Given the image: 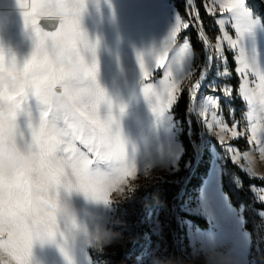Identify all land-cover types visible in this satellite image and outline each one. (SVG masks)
Masks as SVG:
<instances>
[{"label": "snow or ice", "instance_id": "1", "mask_svg": "<svg viewBox=\"0 0 264 264\" xmlns=\"http://www.w3.org/2000/svg\"><path fill=\"white\" fill-rule=\"evenodd\" d=\"M17 3L24 10L25 26L34 33V50L30 58L20 65L15 56L9 57L0 49V71L7 69L20 72L26 79V86L19 89L0 80V125L5 120L3 102L7 100L12 106L9 114L14 111L18 117H25L23 126L19 123L25 140L38 136L40 122L50 115L47 92L54 88L67 90L64 77L55 68L54 57L71 55L81 67L83 79L73 86L74 111L61 122L63 132L53 141L54 150L37 157V173L44 195L38 197L35 194L36 185L28 173L0 176V264H30L34 240L55 241L57 235H64L60 225L62 218L58 214L62 189L83 193L86 198L107 206L111 204L112 189L124 183L127 176H135L137 171L136 163L128 158L126 144L118 127L114 130L117 121L111 112L112 103L97 81L98 63L95 59L91 64L85 60L84 52H91L95 57L98 45V42H90L80 27L87 0H31V3L17 0ZM217 6L221 14H227V18L215 21L222 36L212 45L200 22L199 12L195 9V0H186V10L194 22L192 26L198 29V40L204 45L206 53L203 70L187 88L191 105L187 113L196 111L198 118L217 137L218 143L224 147L237 168L250 179H264L244 167L250 152L264 159V37L260 35V30L264 29V18L254 12L247 0H205L209 15L215 14ZM42 17H59V27L51 32L42 30L38 24ZM227 25L234 30V37L226 30ZM189 27L190 22L183 21L178 14L174 28L163 41V47L155 54L154 65L149 68L143 58L138 57L144 81L156 69H164V78L158 85H143L145 98L154 99L153 111L158 117L170 112L179 98L173 92H178L181 83L191 81L195 74L196 54L189 38H185L178 50L173 49L177 34ZM225 42L227 49L234 53L233 60L237 65L235 71L241 79L237 95L247 108V127L244 131H237L236 122L229 127L219 117L220 97L201 95L198 101L202 82L214 61L227 64ZM171 51L174 54L165 65L164 61ZM229 75L227 67L217 72V76ZM209 87L212 92L220 91L226 101L231 102L234 90L231 86L220 87L213 83ZM31 97L35 98V109L29 102ZM105 103L109 105V113L101 118L99 109ZM210 109L212 122L206 118ZM232 111L230 108V113ZM214 126L219 130L213 132ZM227 133L232 139L246 136L249 147L239 150L227 144ZM77 142L86 151L77 147ZM250 187L258 200L264 202V194H260L264 188L258 189L255 185ZM42 202L50 205L52 211L41 214Z\"/></svg>", "mask_w": 264, "mask_h": 264}, {"label": "rangeland", "instance_id": "2", "mask_svg": "<svg viewBox=\"0 0 264 264\" xmlns=\"http://www.w3.org/2000/svg\"><path fill=\"white\" fill-rule=\"evenodd\" d=\"M27 2L31 3V0H27ZM86 7V15L83 19L88 23H86L90 33L88 39L92 43L98 42V45L95 57L91 52H84L85 60L91 64L95 59L98 66L104 67L108 80L105 92L112 103V115L117 121L113 127L114 130L118 127L125 141L129 160L137 159L144 148H182L179 141L182 129L172 114L175 104L169 113L158 117L153 111L154 99L145 98L143 94L144 83L158 85L159 81L164 78V69H156L144 81L138 60V57H142L149 68L154 65L155 54L163 47V41L176 23L178 13L172 2L170 0H87ZM23 11L18 6L17 0H0V49H3L9 57L15 56L20 65L30 58L34 50V33L30 27L25 26ZM214 15H217L216 20L227 18L226 13L219 12L218 6ZM42 18L59 19V17ZM188 29H181L177 38ZM226 30L230 35L235 36L230 25L226 26ZM260 35L264 37V29L260 30ZM183 41L174 51L182 46ZM225 50L234 56V53L227 49L226 42ZM174 51L168 53V57L164 61L165 65ZM235 66L237 67L236 64ZM223 67L228 68V65L223 66L219 61H214L206 79L202 82L198 98L208 94L223 96L220 91L212 92L209 87L213 83L220 87L227 85L224 76H217V72L222 71ZM235 74L237 75L236 71ZM239 81L241 83L240 78ZM184 84L185 81L181 83L179 91L173 92V95L178 96ZM29 102L35 109V98L31 97ZM220 102L222 114L227 116L224 119L227 122L237 119L242 126V111H238L239 114L235 119V109L231 107V102L229 103L225 98L224 102L229 105L223 103L221 98ZM121 108H123L122 112ZM230 108L233 110L231 113ZM99 112L101 118H105L109 113V105L102 104ZM18 120L23 126L25 117L21 115ZM200 126L201 136L208 151L210 152L211 148L222 151L216 140L208 134L207 126L202 122ZM237 131L239 130L237 129ZM240 131H244V128H241ZM239 139L246 141L245 137L235 140ZM230 142L229 145H232ZM77 147L86 151L79 142H77ZM178 164L153 170L150 176H127L122 185L127 198L107 206L86 198L83 193L68 192L62 189L59 196L60 202L69 205L73 210L77 228L69 232L64 221L61 220L63 236L57 235L55 241L34 240L30 264H111L110 256H113L131 240L128 226L121 219V206L127 204L133 196L136 183L176 172L179 169ZM210 176L207 180L208 184L212 185L214 179L212 172ZM235 184L241 187L239 180H235ZM129 189L133 191H129ZM251 189L249 187L250 192ZM251 194L254 196L252 192ZM110 198H112L111 195ZM254 199L260 202L255 196ZM228 200L224 192L217 193L214 190L211 193L209 186L204 185V187H200L198 196L192 204L188 200L180 207L184 212L202 217L211 227L210 230H201L188 220L178 217L180 229L186 232L188 238L186 244L181 243L180 252L191 264H205L209 248H215L217 251L233 257L240 264H250L248 263L250 235L243 227V207L235 209ZM259 214L264 220V212ZM169 216L167 211L160 209L149 211L146 219V225L150 231L149 240L145 249L133 259L134 264H151L154 257L168 258L166 229L169 225ZM92 219L98 225H105L113 231L120 232L121 239L103 250L89 246L85 239V229H90ZM214 243L215 246H213Z\"/></svg>", "mask_w": 264, "mask_h": 264}, {"label": "trees", "instance_id": "3", "mask_svg": "<svg viewBox=\"0 0 264 264\" xmlns=\"http://www.w3.org/2000/svg\"><path fill=\"white\" fill-rule=\"evenodd\" d=\"M176 12L185 22H190L187 31L182 32L176 44H180L184 38H189L194 48V75L191 81H186L178 94L172 114L174 120L182 129L179 141L183 150L178 164V171L162 176H155L144 182L136 183L135 192L127 204L121 206V219L127 224L131 240L120 248L113 256H110L111 264H134L136 258L145 249L150 231L146 225L149 211L163 210L169 213V225L166 229V241L168 244V258L177 259L182 264H191L180 252L181 243H187L186 232L180 229L178 217L188 220L201 230H208L209 223L200 216L184 212L180 209L184 202L190 200L192 204L199 193L203 180L210 168V153L201 136V126L193 111L187 113L189 93L187 88L190 82L194 83L203 70L206 53L204 45L198 40V29L192 26L191 17L186 10V0H170ZM249 6L258 15L264 18V0H247ZM195 9L199 12L205 34L209 42L214 44L220 36V31L215 23L217 15H209L205 8V0H195ZM230 78L225 82L234 90L232 93L231 107L235 109V116L245 113L243 104L238 100L237 88L240 84L235 74L233 54L225 50ZM208 80V79H207ZM241 109V110H240ZM223 115H225L223 113ZM226 119L227 116L225 115ZM239 150H245L249 146L245 140H233L230 142ZM235 180H239L241 187L236 186ZM255 185L264 188V179H250L244 172L237 168L230 159H226L222 176V189L235 209L243 207L244 229L250 235L251 245L249 251L250 264H264V220L260 212H264V203L258 202L249 191V187Z\"/></svg>", "mask_w": 264, "mask_h": 264}, {"label": "clouds", "instance_id": "4", "mask_svg": "<svg viewBox=\"0 0 264 264\" xmlns=\"http://www.w3.org/2000/svg\"><path fill=\"white\" fill-rule=\"evenodd\" d=\"M54 64L57 72L64 77L67 90L54 88L47 92V105L50 115L40 122L38 136L35 139L25 140V136L19 127L18 114L14 111L9 114V109L12 106L7 100L3 102L5 120L0 125V176L10 177L21 172L30 174L36 185L35 194L38 197L44 193L40 187V177L37 173V157L39 154L51 153L54 150L53 141L63 132L61 122L69 118L74 111L73 86L83 79V71L71 55L64 54L54 57ZM0 80L17 89L26 86L25 76L20 72L2 70L0 71ZM261 164H264V159L259 158L258 154L250 152L244 162V167L250 168L256 175H264V170L260 168ZM123 184V182L117 184L110 192L111 203L121 202L127 198ZM129 191L133 190L129 189ZM49 211H52L50 205L42 202L41 214ZM58 214L69 232L77 228L75 214L69 205L60 202ZM74 221L75 223H73ZM121 236L120 232L113 231L105 225H98L93 219L90 229L85 232L87 243L97 250H103L105 247L118 242ZM197 254H200L199 251ZM151 264H182V262L171 257L167 259L154 257ZM205 264H240V262L223 252L209 248L205 257Z\"/></svg>", "mask_w": 264, "mask_h": 264}, {"label": "crops", "instance_id": "5", "mask_svg": "<svg viewBox=\"0 0 264 264\" xmlns=\"http://www.w3.org/2000/svg\"><path fill=\"white\" fill-rule=\"evenodd\" d=\"M85 15L86 14L84 11L81 15L80 27H81V30L87 34V36H90V33L88 32L89 28L87 27L88 25L86 26L87 22L83 19V18H85ZM176 40H177V37H176ZM178 45H180V44H178ZM178 45L177 44L173 45V49L175 50L178 47ZM223 66H225V65H223ZM235 69H236V67H235ZM229 78H230V75L228 77H224L225 80H228ZM97 81L100 84V86L105 90V88L107 87L108 80L105 76L104 67L98 66ZM186 81L187 80H185V82ZM218 97H220L222 99L223 103L228 104V103L224 102L223 96L221 97L220 95H218ZM238 98H240V97L238 96ZM239 100L245 108V113L242 114V116H241L242 117V123H241L242 126H240V122L237 119L236 120H230L229 122H227L224 119V116H223L222 111H221V107L218 110V115L221 119L224 120V122L226 124H228L229 127H231V125L234 122H236L238 124L237 129L240 131L241 128H244V130H245L247 127V108H246V103L243 102L241 98ZM198 101H199V98H198ZM220 106H221V102H220ZM211 111L212 110L210 109L209 112L207 113V117H206L209 122H212L211 121ZM193 113H194L195 117L197 118L199 124L201 125L202 121L198 118V114L196 113L195 110H193ZM218 130L219 129L216 128L215 126L212 129L213 132L218 131ZM208 134L212 138H214L216 140V142L218 143L217 137L212 135L209 132V130H208ZM244 137L246 138V136H244ZM225 140H226V143L229 144L230 141H233L235 139H232L230 137V133H227V134H225ZM218 146L221 147L222 151H218L217 148H211L210 149V152H209L211 155L210 168H209V172H208L207 176L205 177V179L203 180L202 185H201L202 187H204V185L209 186V190L211 191V193L214 190L217 193L219 191H221L223 193L222 176L224 173V164H225V161L227 158L230 159L229 156L225 153L224 147H222L219 143H218ZM231 146H233V145H231ZM233 147H235V146H233ZM235 148H237V147H235ZM182 153H183L182 148H144V150L142 151V154L139 155V157L134 160V162L136 163V166H137V171H136L135 176L136 175L150 176L153 170L162 169L164 167L175 166L177 163H179V160L182 156ZM260 168L262 170H264V164H261ZM211 172H212L213 178H214L212 185L208 184V180H207L208 178L211 177L210 176ZM259 176L264 177V175H259ZM256 179H260V178H256ZM257 188L261 189L262 187H257ZM251 192L254 194L255 197H257L256 193L252 189H251ZM262 193H264V192H262ZM262 193H260V194H262ZM242 211H243V209H242ZM221 219H223L222 216H221ZM243 227H244V221H243ZM210 228H209V230H210ZM250 245H251V240H250ZM213 246H215V243Z\"/></svg>", "mask_w": 264, "mask_h": 264}, {"label": "water", "instance_id": "6", "mask_svg": "<svg viewBox=\"0 0 264 264\" xmlns=\"http://www.w3.org/2000/svg\"><path fill=\"white\" fill-rule=\"evenodd\" d=\"M60 19L58 18H42L38 24L44 31H55L59 27Z\"/></svg>", "mask_w": 264, "mask_h": 264}, {"label": "bare ground", "instance_id": "7", "mask_svg": "<svg viewBox=\"0 0 264 264\" xmlns=\"http://www.w3.org/2000/svg\"><path fill=\"white\" fill-rule=\"evenodd\" d=\"M119 107H120V106H119ZM119 107H118V108H119ZM128 116H129V115H128ZM124 119H125V118H124Z\"/></svg>", "mask_w": 264, "mask_h": 264}]
</instances>
